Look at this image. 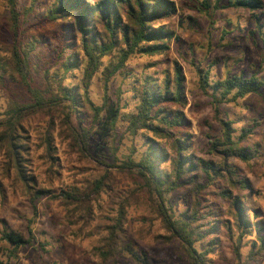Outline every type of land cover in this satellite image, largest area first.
I'll use <instances>...</instances> for the list:
<instances>
[{
  "label": "rangeland",
  "instance_id": "374dc122",
  "mask_svg": "<svg viewBox=\"0 0 264 264\" xmlns=\"http://www.w3.org/2000/svg\"><path fill=\"white\" fill-rule=\"evenodd\" d=\"M172 1L179 9L178 15L163 26L174 31L179 41L173 39L167 55L131 58L125 69L130 75L119 74L109 83V94L114 102L120 103L123 115L114 138L103 142L94 134L89 151L82 153L70 138V132L67 136L63 133L65 114L69 111L67 102L53 110L25 112L17 128L18 139L27 145L20 150L22 164L26 166L23 171L35 179L36 189L50 190L51 196L36 200L28 193L12 161L10 144L4 139V127L0 126V249L3 264H140L133 259L127 246L140 256L146 254L153 264H189L182 243L171 236L158 214L157 197L142 186L135 169H125L124 165L129 158L139 161L147 151L143 131L134 134L128 129L126 114L137 112L138 101L130 92L132 86H136L135 77H172L175 62H179L185 75L188 105L183 112L191 125L187 133L193 137L197 156L220 162L219 158L209 154L210 142L223 132L219 117L234 124L236 141L244 137L240 141L242 145L259 152L250 163L238 160L231 163L250 185V189L238 190L234 194L242 196L251 209L259 210L264 221V94L250 95L237 103L217 105L210 95L212 90L209 94L201 90L197 71V68L210 70L211 78L215 80L239 74L264 79V28L258 30V24L248 12L215 9L214 1L210 11L193 0ZM19 3L21 8H28L31 4L30 0H20ZM53 8V0H39L27 25L31 31L27 32L26 42L33 40V36L42 42L34 52L31 64L37 85L44 89L48 85L58 87L57 79L61 75L51 66L52 50L59 42L60 25L41 24L43 17ZM9 16L7 4L0 0V47L10 43L6 29ZM34 23L39 25L30 27ZM111 59H106L105 65ZM80 77L79 71L70 73L65 77L64 85L77 84ZM101 78L103 76L99 74L90 91L91 100L97 106L103 104ZM5 84H0V123L6 120L11 101L29 100L25 87L10 75H7ZM53 119L54 152L51 157L45 140ZM77 124V117L72 114L70 125L77 127ZM197 174L207 180L201 171ZM104 176L109 179V189L94 202V219L84 221V215L74 210V206L69 207L61 196L75 187L84 191L90 183ZM191 190V185H184L168 197L169 205L177 214L190 207ZM213 194L214 189L209 187L203 199L205 205L220 211L222 220H228V204L215 199ZM123 204L126 205V221L117 225ZM29 228L36 243L21 249L17 258L10 259L12 246L2 240L3 232L21 233L29 238ZM113 228H118L115 238ZM216 237L220 245L215 254L209 256L215 264H264V258L247 261L249 247L246 241L239 261L234 241L224 228ZM109 243L113 244L115 253L109 250Z\"/></svg>",
  "mask_w": 264,
  "mask_h": 264
},
{
  "label": "trees",
  "instance_id": "16d2710c",
  "mask_svg": "<svg viewBox=\"0 0 264 264\" xmlns=\"http://www.w3.org/2000/svg\"><path fill=\"white\" fill-rule=\"evenodd\" d=\"M4 1L10 12L6 29L11 39L8 45L0 47V84L6 85V77L10 75L25 87L29 100L11 101L7 118L0 126L4 127L3 136L10 144L12 161L19 178L28 193L40 200L51 196L52 192L36 189L35 179L23 171L26 166L22 164L20 150L27 145L18 139L17 128L25 112L53 110L62 102H67L69 111L65 114L66 128L63 133L67 136L70 132V138L82 153L89 151L94 134L103 142L114 138L123 115L120 103L114 102L109 94V83L119 74L130 75L125 69L133 57L168 54L171 42L177 40V36L163 24L176 18L179 9L172 0H53L54 8L43 17L41 24L60 25L57 33L59 42L52 50L51 66L60 71L61 75L57 79L58 87L48 85L44 89L37 85L31 64L34 52L38 51L42 42L34 36L33 40L26 42L27 32L31 31L27 29L29 16L39 0H30L28 8H21L20 0ZM193 1L206 11L211 10L214 1L215 9L248 12L258 24V30L264 28L262 0H229L225 6L222 5L225 0ZM38 25L30 24V27ZM224 34L228 32L224 31ZM108 58L112 59L105 65L104 61ZM75 71L81 73L79 82L64 85L65 77ZM197 71L201 90L206 94L212 90L210 95L217 105L237 103L250 95L264 94V79L257 75L247 78L239 74L215 80L211 78L210 70L197 68ZM99 74L103 76L102 106H97L90 97L94 80ZM48 77L45 78L48 80ZM135 80L136 86H132L130 92L138 101L137 112L126 114L128 129L134 134L143 131L147 151L137 162L129 158L124 163L125 169H135L142 180V186L157 197L158 214L171 236L182 243L188 263L215 264L209 256L215 254L220 245L216 235H219L222 228L233 239L235 255L239 261L243 256L241 249L245 241L249 247L246 257L248 262L264 258V221L260 218L261 212L251 209L242 196L234 194L238 190L250 189V185L231 163L234 160L250 163L259 152L244 147L240 142L244 137L236 141L233 137L234 124L219 117L223 132L210 142L209 154L219 158L220 162L206 161L197 156L193 137L187 133L191 125L183 112L188 105L186 80L179 62H175L172 77L167 75L164 79H156L146 75L143 79L135 77ZM218 109L216 111L219 114ZM72 114L77 117V127L70 125ZM54 125L53 119L45 140L51 157L54 152ZM199 171L207 180L197 174ZM184 185L192 186L191 205L185 212L177 214L169 205L168 197ZM209 187L214 189L215 199L228 204V220H222L220 211L205 205L203 199ZM108 189L109 179L104 176L90 183L84 191L75 187L70 192H63L61 197L69 207L74 206V210L84 215V221H92L94 202ZM125 221L126 205L123 204L117 225ZM117 229L113 228V235ZM29 234V238H26L21 233L3 232L2 240L12 246L10 259L17 258L21 249L34 246L36 241L30 228ZM108 246L115 253L113 244L109 243ZM127 247L138 263L153 264L146 254L140 256L130 246ZM2 255L0 249V264H3Z\"/></svg>",
  "mask_w": 264,
  "mask_h": 264
}]
</instances>
